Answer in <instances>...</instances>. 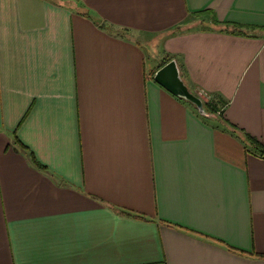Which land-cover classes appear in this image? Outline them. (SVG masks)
<instances>
[{
    "label": "crops",
    "instance_id": "obj_1",
    "mask_svg": "<svg viewBox=\"0 0 264 264\" xmlns=\"http://www.w3.org/2000/svg\"><path fill=\"white\" fill-rule=\"evenodd\" d=\"M262 256L264 0H0V264Z\"/></svg>",
    "mask_w": 264,
    "mask_h": 264
},
{
    "label": "water",
    "instance_id": "obj_2",
    "mask_svg": "<svg viewBox=\"0 0 264 264\" xmlns=\"http://www.w3.org/2000/svg\"><path fill=\"white\" fill-rule=\"evenodd\" d=\"M154 79L172 94L195 105L200 113H207L203 99L194 94L185 83L176 59H172L161 66L155 72Z\"/></svg>",
    "mask_w": 264,
    "mask_h": 264
},
{
    "label": "trees",
    "instance_id": "obj_3",
    "mask_svg": "<svg viewBox=\"0 0 264 264\" xmlns=\"http://www.w3.org/2000/svg\"><path fill=\"white\" fill-rule=\"evenodd\" d=\"M86 14H88V12L86 13ZM218 22L219 21H215V23H217L218 24ZM228 26H230L232 29V32H234V33H238V34H244V29H245V27L244 26H242V25H237V24H233V25H228ZM176 31H181V30H184L183 29V27L182 26H178L176 29H175ZM173 58L171 57V56H167L165 59H164V61H163V64H162V66L164 65V64H166L167 62H169L170 60H172ZM194 94H196L197 96H198V94H197V92L196 91H194V90H192V89H190ZM203 99V98H202ZM203 101H204V106H205V108H206V111L207 112H215V110H216V105L218 104V101H219V99H218V97L217 96H215V95H213L212 97H211V99H203ZM220 113H221V111H220ZM31 159H32V161L35 163V164H37L38 166H40L41 168L42 167H44L42 164H40L38 161H37V159L35 158V156L32 154V156H31ZM263 258H264V256H262Z\"/></svg>",
    "mask_w": 264,
    "mask_h": 264
},
{
    "label": "rangeland",
    "instance_id": "obj_4",
    "mask_svg": "<svg viewBox=\"0 0 264 264\" xmlns=\"http://www.w3.org/2000/svg\"><path fill=\"white\" fill-rule=\"evenodd\" d=\"M154 56H155L157 59L160 60V63H159V64H162L163 60L167 57L166 54H165L163 57H160V56L158 55V52H155V53H154ZM149 63L152 64V65H153V63H155V60L153 59L152 56H150Z\"/></svg>",
    "mask_w": 264,
    "mask_h": 264
},
{
    "label": "built area",
    "instance_id": "obj_5",
    "mask_svg": "<svg viewBox=\"0 0 264 264\" xmlns=\"http://www.w3.org/2000/svg\"><path fill=\"white\" fill-rule=\"evenodd\" d=\"M197 92H198L197 93L198 96L201 97V98H203V99H207L208 100L210 98V96L205 91H203V90H200L199 89Z\"/></svg>",
    "mask_w": 264,
    "mask_h": 264
}]
</instances>
